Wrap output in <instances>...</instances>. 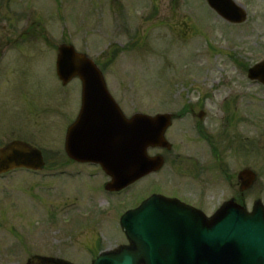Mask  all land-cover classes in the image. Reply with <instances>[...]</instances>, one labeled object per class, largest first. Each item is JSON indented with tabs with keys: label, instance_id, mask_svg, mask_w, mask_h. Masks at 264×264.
<instances>
[{
	"label": "rangeland",
	"instance_id": "374dc122",
	"mask_svg": "<svg viewBox=\"0 0 264 264\" xmlns=\"http://www.w3.org/2000/svg\"><path fill=\"white\" fill-rule=\"evenodd\" d=\"M236 1L248 13L241 25L226 23L205 0H0V145L26 140L54 166L0 180V264H60L41 260L50 258L91 264L98 247L127 245L116 214L137 197L125 193L116 212V198L99 187L103 179L88 177L100 171L70 164L64 153L81 98L78 80L64 88L56 77L64 42L101 65L128 115L161 111L164 100L170 112L190 104L205 111L218 159H199L197 145H183L200 141L194 119L174 121L167 132L175 145L163 175L173 174L172 158L180 156L175 182L183 183L186 198L212 213L240 195L236 174L250 168L257 181L243 201L248 210L264 204V87L247 78L264 58V0ZM164 185L167 193H183Z\"/></svg>",
	"mask_w": 264,
	"mask_h": 264
},
{
	"label": "water",
	"instance_id": "95a60500",
	"mask_svg": "<svg viewBox=\"0 0 264 264\" xmlns=\"http://www.w3.org/2000/svg\"><path fill=\"white\" fill-rule=\"evenodd\" d=\"M207 1L230 22L246 20V13L234 0ZM56 68L64 86L75 78L82 82L83 105L75 125L77 132L73 133L70 144L78 145L84 130L87 135L84 142L89 140L94 145L106 142L110 149L116 144V151L121 150L116 166L103 164L108 173L114 167L120 169L109 185L112 190L121 189L146 175L149 169L142 166V159H146L145 147L165 141L164 133L171 124V115L151 118L136 114L126 118L114 102L98 66L86 54L77 52L73 45L59 46ZM249 77L264 83V62L252 68ZM115 118L116 129L113 121L107 122ZM102 129L104 133L116 131V134L104 140L100 138ZM72 145H67L68 153ZM74 151L72 156L81 158L82 155ZM97 158L95 155L89 160L97 161ZM42 166L40 151L25 143L15 142L0 149V173L18 167L39 169ZM239 178L243 190H247L256 175L244 170ZM122 226L131 246L120 252L103 254L94 264H264V207L260 202L255 204L251 214L229 203L215 217L207 219L202 213L180 207L173 201L153 199L127 214Z\"/></svg>",
	"mask_w": 264,
	"mask_h": 264
},
{
	"label": "flooded vegetation",
	"instance_id": "af4514ba",
	"mask_svg": "<svg viewBox=\"0 0 264 264\" xmlns=\"http://www.w3.org/2000/svg\"><path fill=\"white\" fill-rule=\"evenodd\" d=\"M163 105V106H162ZM161 108H162V112L167 113L168 112V102L167 101H163ZM200 106L198 105H185L184 109L180 110L176 115H177V120L176 121H183L186 120L187 118H192L195 121V131H196V135L197 137L200 139V141H195V142H191V143H184L183 145H197L196 148H198L196 150L197 156L200 155L199 159H206V158H211L212 160L218 159L220 154L218 153V148L217 146L219 144H217L216 142H214L212 140V138L210 137V135H208V133L206 132V127H205V120L206 118V113L203 109L198 108ZM78 111L77 114L72 118L71 122L69 123V125L67 126V130L68 128L73 124V122L75 121L76 117L78 116ZM202 114V116H200ZM205 119V120H204ZM168 132V131H167ZM167 134V133H166ZM167 138H168V134H167ZM169 140V139H168ZM173 145H175V143L171 142L170 143H166L164 146L162 147H155V148H148L147 149V156L150 158H156L158 156L163 158V162H164V166L161 170H159L156 173H152L149 176L146 177V185L144 186V190L146 191V198L155 195V194H160V195H165L168 197H173V198H177L179 200H181L182 202H185L187 204H193V200L191 198H186L188 197L187 195H185V188L183 183L180 185L178 183L175 182L176 179H178V170H176V166L178 165L181 157L177 156L176 158H172L174 162L178 161L175 164L171 165L170 170L172 171V175L170 177H165V175H163V172L165 170V166L167 164V159H168V155L170 156L171 153L173 152ZM202 145H204L206 147V151L205 152H200V149L202 147ZM199 146V147H198ZM109 150L111 151L112 149L109 148ZM114 150L116 151V145H114ZM104 155H108V152H103ZM68 161L70 162V164H75V165H79V166H89V167H97L98 169H100L98 166L99 165H93V164H82V163H78L73 161L72 159L68 158ZM114 161H116V159H114ZM52 168H54L53 165H51ZM101 170V169H100ZM99 170V171H100ZM82 174V170H76V175H81ZM90 175L94 176L95 178L100 177L101 179H103V181H110V178H108L106 176V174L101 170L99 173H90ZM69 177H73V173H69L68 174ZM231 178H234L231 176ZM104 182V183H105ZM164 183L169 184L170 186L174 187V188H179L181 190H183V193H178V192H172V193H167L164 189ZM127 190L123 191V192H116L114 194H111L113 196H116V212L120 211V206H121V201L122 199H120V197H122V193L126 192ZM240 191V190H239ZM129 197L134 198L135 200V196L131 193H129L128 195ZM200 197L199 192L195 195V199H198ZM240 195H238L237 197L234 198H239ZM145 198V199H146ZM193 198V197H192ZM233 196L230 197V199H232ZM238 200V199H237ZM142 201V200H141ZM140 204L137 202L134 205H132L131 209L138 207ZM119 213V212H118ZM119 216L118 218V222H120V213L116 214V216Z\"/></svg>",
	"mask_w": 264,
	"mask_h": 264
}]
</instances>
